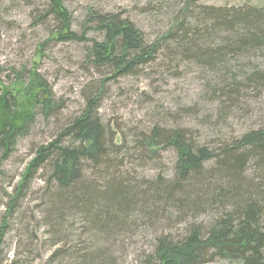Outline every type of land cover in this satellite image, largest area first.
<instances>
[{
  "label": "trees",
  "instance_id": "obj_1",
  "mask_svg": "<svg viewBox=\"0 0 264 264\" xmlns=\"http://www.w3.org/2000/svg\"><path fill=\"white\" fill-rule=\"evenodd\" d=\"M175 1L182 7L169 31L154 41L123 14L93 6L83 9L79 33L65 0H45L36 22L49 25L55 40L86 44V63L110 72L112 79L137 75L171 52L173 58H191L223 73L213 90L230 107L239 104L242 91L263 90L264 69L254 67L237 76L227 66L264 51V4L222 8L207 7L202 0ZM16 75L25 86L22 96L0 88V210H5L0 213V264H33L41 258L36 235L19 242L23 249L10 257L7 243L11 220L22 218L25 197L38 174L47 184L45 242L57 247L46 264H120L111 242L115 245L121 234L145 219L169 222L172 212L183 221L190 214L194 219L205 212L212 217L207 225L191 223L177 238L157 236L135 264H264V125L217 148L201 144L186 126L156 125L129 146L100 116L103 79L88 89L81 112L51 142L36 148L9 193L3 164L16 152L19 139L39 117L58 118L64 109L40 73L29 71L27 79L24 73ZM163 151L175 156L168 176L146 179L126 168L132 162L151 163ZM76 218L92 240L73 246L66 234ZM101 238L112 240L105 244Z\"/></svg>",
  "mask_w": 264,
  "mask_h": 264
},
{
  "label": "rangeland",
  "instance_id": "obj_2",
  "mask_svg": "<svg viewBox=\"0 0 264 264\" xmlns=\"http://www.w3.org/2000/svg\"><path fill=\"white\" fill-rule=\"evenodd\" d=\"M65 4L73 12L74 30L79 33L83 9L93 6L128 17L149 41L169 31L171 20L182 7L175 0H65ZM201 4L207 7L245 8L259 7L264 0H202ZM44 5L45 0H0V88L14 89L22 96L25 86L18 82L16 73H24L27 79L28 72L35 70L64 105L58 118L44 120L39 117L31 132L19 139L14 155L3 164V170L9 176L5 179L9 193L20 183L36 148L51 142L58 129L81 112L88 89L103 79L106 86L100 116L105 124L115 127L121 137H126L129 146H133L142 133L156 125L186 126L196 133L201 144L212 148L264 125V89L248 88L242 91L239 104L230 107V104H223L213 90L221 83L224 74L205 68L191 58H173L171 52L165 51L156 63L142 68L137 75L112 79L110 72L99 71L86 63V44L55 40L49 25L36 22ZM227 67L237 76L254 67L264 69V51L253 53L250 58L235 60ZM157 157L151 163L132 162L126 168L131 174L136 173L146 179L156 178L160 174L170 175L175 164L174 153L163 151ZM46 193L47 184L38 174L30 184L24 209L22 212L20 210L22 218L16 216L11 220L7 235L9 257L23 249H19V242L27 241L32 235H36L44 245L39 243L41 258L33 264H46L47 257L57 249L54 246L50 248L46 243V233L49 231L43 225ZM0 211L2 214L5 210ZM211 217L208 212L201 213L195 219L190 214L183 221L177 212H172L169 222L159 224L148 219L138 222L121 234L115 245L112 239L100 240L105 244L111 242L114 256L120 259V264H135L138 255L142 251H149L157 236L164 233L177 238L185 233L191 223L196 221L207 225ZM31 218L36 221H31ZM70 225L66 234L69 244L75 246L92 240L90 235L83 233L84 222L79 218ZM208 264L230 263L215 260Z\"/></svg>",
  "mask_w": 264,
  "mask_h": 264
}]
</instances>
